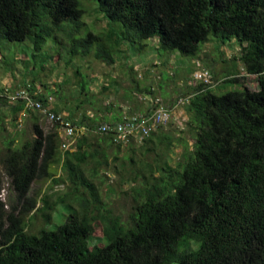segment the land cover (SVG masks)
I'll use <instances>...</instances> for the list:
<instances>
[{
	"label": "trees",
	"instance_id": "16d2710c",
	"mask_svg": "<svg viewBox=\"0 0 264 264\" xmlns=\"http://www.w3.org/2000/svg\"><path fill=\"white\" fill-rule=\"evenodd\" d=\"M97 2V10L110 23L121 24L139 41L156 40L163 51L196 57L211 39H235L241 49L239 62L246 74L256 76L258 89L218 95L201 83L190 97L181 98L188 99L183 131L191 137L190 145L164 126L139 144L143 155L151 154V163L136 161V145H125L129 155L114 168L120 182L130 185L124 220L101 198L94 182L99 171L120 160L124 145L93 131L120 117L91 116L86 109L76 115L82 105L93 103L88 83L79 84L77 105L67 111V119L84 126L87 135L75 140L74 150L64 152L56 130L44 133L40 128L37 113L24 111L21 102L0 100L1 130L4 108L13 125L21 113L32 122L30 138L19 144L15 137L6 139L1 148L0 164L16 202L0 199V264H264V0ZM83 14L80 0H0V50L6 42L29 43L35 57L48 38L61 42L59 32L68 37L63 24ZM128 40V35L117 36L112 30L71 37L65 63L93 53L98 61L113 65L112 53ZM64 109L54 107L55 112ZM91 135L93 140L88 139ZM175 143L183 149L172 164ZM57 166L64 178L55 177ZM48 180L65 185L54 202L48 195H28L33 183ZM114 193L107 186V197ZM58 205L68 215L49 230ZM37 214L43 224L37 233H29ZM95 222L102 228L100 245L92 239Z\"/></svg>",
	"mask_w": 264,
	"mask_h": 264
},
{
	"label": "rangeland",
	"instance_id": "374dc122",
	"mask_svg": "<svg viewBox=\"0 0 264 264\" xmlns=\"http://www.w3.org/2000/svg\"><path fill=\"white\" fill-rule=\"evenodd\" d=\"M97 7V0H80V8L84 10L83 16L78 21L63 24L68 37L66 33L59 32L57 36L61 42L59 39L55 41L53 37L48 38L41 53L35 57L32 55L31 44L17 45L6 42L0 50V89L15 90L28 86L39 96L50 99L52 106H61V109L65 106L66 110L61 112L67 115V111L76 107L79 84L85 81L94 96L93 103L82 105L80 110L76 111V115L80 116L81 110L86 109L87 114L91 116L96 112L99 117L105 115L109 119L114 115L122 117L127 114L146 113L152 100L158 99L163 105L172 109L171 122L169 126L168 124L164 126V129L175 130L174 137L189 145L192 139L187 132L183 131L188 114L185 106H177L175 103L178 99L190 97L194 89L203 83L195 79V73L208 70L210 82L207 84L218 95L231 90L241 91L247 88L256 91L258 89L256 76L246 74L239 62L241 49L235 39L224 43L211 39L201 47L196 57H187L177 51L158 49L156 40L139 41L133 32L124 29L121 24L110 23L106 20ZM108 30L114 31L117 36L124 33L130 37V40L122 43L120 51L114 50L112 53L113 60H116L113 65L98 61L93 53L83 57L76 56L71 59L73 60L71 63H65V60H69L67 51L71 46V37L78 39L88 32L101 35ZM142 45L146 47H141ZM230 78L235 80L234 83L223 84ZM220 85L221 87L218 88ZM104 108H109V110L103 111ZM2 112L5 117L4 128L0 129V156L4 140L15 137L19 144L30 138L32 132V122L28 114L19 115V125L17 123L13 125L5 108ZM37 123L44 133L55 130L51 123L38 114ZM88 139L93 140V135L88 136ZM60 140L66 141L74 150L75 141H67L62 137ZM67 146L61 147V152H64ZM139 146H133L135 160L151 163V154L143 155V150H140ZM127 148L125 145L122 146L119 154L120 160L112 163L111 169L104 172L99 171L94 180L99 186L101 198L109 203L114 208V212L121 215L123 220L126 218L131 203L130 185L120 182L119 175L115 173L114 168L125 162L124 157L129 155ZM182 149L181 143H175L171 154L172 164L177 160ZM53 171L56 173V178H64L60 166L54 168ZM101 177H104V182L99 184ZM0 178L1 201L5 204L15 203L16 194L11 190L9 179L5 176L1 164ZM107 186L115 190V193L108 197L106 195ZM121 190L128 194H121ZM65 191V185L62 183L55 185L49 180L37 181L32 184L28 195H37L39 198L48 195L50 196L49 202H54L57 195ZM38 206H42V203L39 202ZM51 215L52 221L47 226L49 230L61 224L68 215V211L64 206L58 205L54 207ZM42 224V219L37 214L33 222L29 224L28 232L37 233ZM92 236L95 244H103L100 240L102 228L99 222L93 224Z\"/></svg>",
	"mask_w": 264,
	"mask_h": 264
},
{
	"label": "built area",
	"instance_id": "2783aa9c",
	"mask_svg": "<svg viewBox=\"0 0 264 264\" xmlns=\"http://www.w3.org/2000/svg\"><path fill=\"white\" fill-rule=\"evenodd\" d=\"M195 79L203 83H209V73L199 71L195 73ZM39 94L29 89L27 86L23 89L10 90L9 88L0 89V100H5L9 104L21 102L24 111H31L39 114L41 117L51 123L59 137L65 138L67 141H75L86 134L84 126H77L71 120L67 119V115L62 112H55L51 100L46 99L42 102L38 99ZM188 103V99H178L176 105L184 106ZM24 113H21L22 116ZM172 109L163 105L158 99L151 102V107L146 113L127 114L120 117L119 120L109 123H100L94 134H101L111 137L114 144H142L157 128L166 126L171 122ZM19 119L18 122L19 123ZM19 125V124H18ZM62 142L61 147L70 150L69 144Z\"/></svg>",
	"mask_w": 264,
	"mask_h": 264
}]
</instances>
